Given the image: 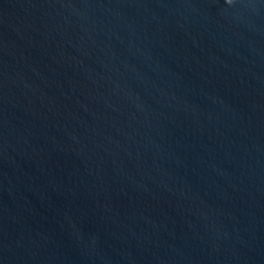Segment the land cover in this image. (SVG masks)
<instances>
[{
  "label": "water",
  "instance_id": "obj_1",
  "mask_svg": "<svg viewBox=\"0 0 264 264\" xmlns=\"http://www.w3.org/2000/svg\"><path fill=\"white\" fill-rule=\"evenodd\" d=\"M0 264H264V0H0Z\"/></svg>",
  "mask_w": 264,
  "mask_h": 264
}]
</instances>
